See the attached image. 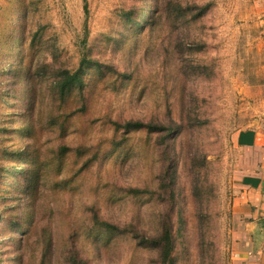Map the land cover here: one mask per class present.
<instances>
[{
  "label": "rangeland",
  "instance_id": "374dc122",
  "mask_svg": "<svg viewBox=\"0 0 264 264\" xmlns=\"http://www.w3.org/2000/svg\"><path fill=\"white\" fill-rule=\"evenodd\" d=\"M263 33L264 0H0V264H168L167 217L174 264H233Z\"/></svg>",
  "mask_w": 264,
  "mask_h": 264
},
{
  "label": "crops",
  "instance_id": "0c3cea01",
  "mask_svg": "<svg viewBox=\"0 0 264 264\" xmlns=\"http://www.w3.org/2000/svg\"><path fill=\"white\" fill-rule=\"evenodd\" d=\"M233 145L242 154L230 180L232 263L264 264V113L235 133Z\"/></svg>",
  "mask_w": 264,
  "mask_h": 264
},
{
  "label": "trees",
  "instance_id": "16d2710c",
  "mask_svg": "<svg viewBox=\"0 0 264 264\" xmlns=\"http://www.w3.org/2000/svg\"><path fill=\"white\" fill-rule=\"evenodd\" d=\"M199 10V14L202 8H197ZM84 62V61H83ZM89 65V64H88ZM88 65H86L88 67ZM86 68V67H85ZM84 71L83 68H79L72 74H69L67 72H64L61 74L62 83L60 84L58 80L56 79L55 82V88L57 87V93L59 97L65 96V93L68 92L69 89H71L74 85L79 84L78 91L79 96L81 95V77L83 76ZM132 127L135 129L145 128L150 132H159L162 131L161 126L159 124H154L152 122L150 123H140L138 121L132 122L128 121L124 125L118 124L117 128H122L128 131V129ZM164 128V127H163ZM165 130V139L170 135V132L172 129L169 126H165L163 131ZM169 173V172H167ZM170 224V220H168V217L165 218V221L161 224V229L158 232V235L153 236L151 238L145 239L148 242L152 244V248L156 249L161 253L162 258L164 259V262H167L168 264H174V258L171 256L172 249L174 248V240H173V233H172V227ZM73 264H81L80 260L77 257V254H73Z\"/></svg>",
  "mask_w": 264,
  "mask_h": 264
}]
</instances>
